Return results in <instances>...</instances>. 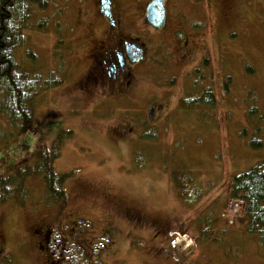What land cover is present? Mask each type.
Listing matches in <instances>:
<instances>
[{"label":"rangeland","instance_id":"obj_1","mask_svg":"<svg viewBox=\"0 0 264 264\" xmlns=\"http://www.w3.org/2000/svg\"><path fill=\"white\" fill-rule=\"evenodd\" d=\"M47 2L44 10L31 7L25 41L13 57L21 70L52 74L60 83L32 101L33 120L23 133L0 112V154H9L0 162V178L11 175L13 162L33 164L23 144H34L29 133L47 109L64 118L51 120L65 138L54 170L76 172L65 181L58 222L51 217L59 207L45 203L39 176L24 181L25 193L0 202V264H45L30 239L38 206L46 207L35 214L50 223L52 247L61 241L69 249L68 241L87 238L102 264H264V246L247 233L240 205L228 199L233 176L264 162V0H202L196 9L173 0L188 22V56L181 61L169 52L159 65L141 66L129 96L137 102V120H107L117 108L68 93L89 66L84 37L95 21L93 0ZM207 88L216 98L212 104L199 100ZM149 102L157 103L153 122L143 120ZM93 106L92 115L66 112ZM252 138L261 146L252 147ZM174 175L187 180L185 193L175 188ZM116 204L141 215L130 244L131 226L109 213ZM69 215L77 219L73 229ZM108 221L117 222L119 234L107 242Z\"/></svg>","mask_w":264,"mask_h":264},{"label":"flooded vegetation","instance_id":"obj_2","mask_svg":"<svg viewBox=\"0 0 264 264\" xmlns=\"http://www.w3.org/2000/svg\"><path fill=\"white\" fill-rule=\"evenodd\" d=\"M150 1L151 0H129L127 6L119 7V0H93V6L89 10V12H91V17L95 20L94 23L90 25L87 35L84 37L86 40L84 45H86V47L90 45L88 53L89 66L82 73L81 77L70 86L68 93L80 94L84 96V99L87 101L92 100V103L95 102L97 106L109 104L113 108H117L116 111L112 112V114L106 118L107 120H137V102L129 100V96L132 93V86L141 66L148 64L149 67L152 68L154 67L153 65H159V61L167 59L169 52L175 54L181 61H185L188 56L190 41L188 34L185 32L186 27H188V22L182 14L184 10L180 6L172 7L171 2L173 0H164L165 22L163 26L157 27L146 19V7ZM180 1L184 6H188L190 3L195 6L196 9L202 0ZM194 1L196 2L194 3ZM98 24L100 25L99 28L97 27ZM185 25L187 26L185 27ZM100 34L103 35L100 36ZM100 37H102V39H100L98 45L94 47L91 46L93 40L99 39ZM134 48L142 55V58L137 61L132 59L130 51ZM159 56H162V58H159ZM97 99H99V101H97ZM97 106L85 109L69 107L66 112L70 115H92ZM152 106L154 109L150 112ZM144 113L146 115L143 120H149L150 122L158 120L157 103L149 102ZM52 118L64 120L61 112L52 113L51 110H45L38 119L40 120L38 125H36L34 129H31L29 133L34 144L32 143V146H27L25 143L23 144L25 147H28L27 151L33 156V163L37 156L36 146L40 143H44L50 153L54 142L58 139V136L64 132L56 133L55 130H53L54 121H51ZM64 140L65 138L62 139V141ZM59 152L60 151H58L56 159L52 162L53 168L54 162L60 158ZM7 155L9 154H0V162L5 158L4 156ZM9 166L11 171L17 167L14 162ZM16 195L19 197L20 194L16 192L15 196ZM40 207L45 206H38L33 209L35 219L33 220L30 239L42 252L45 264H102V261L98 258V254L93 253L95 241H90L87 238H79L73 242L68 241L69 245H72L69 249L68 246L63 245L61 241L55 246L56 249L54 246L52 247L54 236L52 237V227L50 223L44 221L41 216L37 217L35 214ZM110 210L109 213L112 212L115 221L123 220L127 225L131 226L132 230L127 235V243L130 244V239L137 236L134 230L140 226L141 215L130 207L117 204L111 207ZM63 211V209L59 210L56 208V211H53L54 214L51 219L54 221V219L57 218L58 222L59 219H61V212ZM53 212L51 211L50 213ZM76 220L75 216L72 217L69 215L68 222H71L69 226L72 229L74 226L73 222ZM114 223L117 222L108 221L105 228L107 230L102 233V236H106L107 242L110 240L112 241L119 234L118 228ZM61 232L64 233V230L61 229ZM66 238L68 237L66 236ZM1 243L0 240V246ZM76 244H78V246H76L78 250L77 253L82 255L80 258L79 255H75L72 251V248H74ZM74 255L77 257L76 260H73Z\"/></svg>","mask_w":264,"mask_h":264},{"label":"trees","instance_id":"obj_3","mask_svg":"<svg viewBox=\"0 0 264 264\" xmlns=\"http://www.w3.org/2000/svg\"><path fill=\"white\" fill-rule=\"evenodd\" d=\"M47 5V0H0V112L8 116V123L16 133H23L30 127L33 120L32 101L39 92L60 83L52 74H46L44 78L42 72L21 70L13 57V50L25 41L23 30L30 25L31 7L44 10ZM33 55L29 51L25 52L31 64L35 61ZM215 99L212 90L207 88L199 100L212 104ZM62 139L63 135L60 134L52 146L51 154L47 146L40 143L32 165L17 166L10 176L0 178V202L9 194L25 193L27 189L22 188L24 181L39 176L45 185V203L63 209L66 201L65 181L68 175L76 171L59 173L52 166ZM249 144L255 148L261 146V142L253 138ZM174 176L175 188L185 193L187 180L182 182L181 178ZM228 199L240 205L247 233L264 246V162H258L249 170L233 176ZM2 264H8V260Z\"/></svg>","mask_w":264,"mask_h":264},{"label":"water","instance_id":"obj_4","mask_svg":"<svg viewBox=\"0 0 264 264\" xmlns=\"http://www.w3.org/2000/svg\"><path fill=\"white\" fill-rule=\"evenodd\" d=\"M164 0H151L146 7V19L154 26L160 27L164 25L165 22V9L163 6ZM132 54V59L137 61L142 58L139 51L135 48L130 50ZM154 107L150 108V112H152ZM151 115V113H150Z\"/></svg>","mask_w":264,"mask_h":264}]
</instances>
